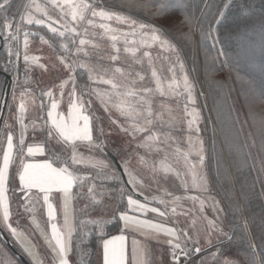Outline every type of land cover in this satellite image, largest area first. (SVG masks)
<instances>
[{
  "label": "snow or ice",
  "instance_id": "obj_1",
  "mask_svg": "<svg viewBox=\"0 0 264 264\" xmlns=\"http://www.w3.org/2000/svg\"><path fill=\"white\" fill-rule=\"evenodd\" d=\"M193 3L194 0H180L178 7L182 10L188 32L173 37L167 29L159 27L152 20V17L163 16L171 11L168 0H20L19 3L16 0H0V37L4 40L6 52L3 67L8 71L22 57L25 76L23 83L17 80L19 94L15 89L12 93L13 101H19L14 112L15 123L19 125L17 143H14L11 131L13 125L6 120L3 125L8 131L5 132L6 147L0 163V221L12 236L23 239L24 233L11 222L14 213L10 209L13 201L9 197L12 182L9 170L18 159L19 189L11 190L14 202L23 212L17 211L15 214L20 218L25 214L31 217L34 230L40 233L51 251V264H70L69 254L73 252V237L78 227L96 225L97 234L104 236V227L109 222L104 218L108 212V201L117 196L119 201L111 216H118L117 226L121 222L123 226L120 235L102 239L103 264H155L153 252L147 245L151 241L156 244L163 241L168 246L167 252L172 258L170 264H183L181 257L187 258L193 252L199 254L205 251L200 246L202 230L197 227L198 220H207L202 238L208 248L214 247V241L221 238L233 240L229 232L235 224L225 222L221 216L225 211H231L234 218L241 221L240 239L246 241V248L239 264H264V252L256 251L257 247L264 248V216L259 218L261 243L257 245L249 238L251 227L257 224L255 217L246 215L245 202H250V195L241 191L233 199L230 192L234 186H230L224 189L229 199L225 207H221V201L210 195L209 173L205 171V142L200 135L201 114L198 108L189 107L196 103L193 94L195 86L184 71L183 48L178 47L173 40L179 38L186 44H192L193 34L198 31L204 38L210 37L216 43L221 42L218 30L213 35V26L221 10L217 8L212 12L209 9L203 15L204 10L201 9L202 16H197ZM223 6L227 7L228 4ZM260 26L264 29V19L260 20ZM33 38H38L52 49L58 61L52 67L63 72L59 83L53 82L52 86L39 89L38 95L32 86L30 73L34 67L45 71L47 67L39 63L38 57L29 54ZM154 48L158 49L155 56L152 51ZM122 55L128 57L130 63L117 66ZM207 59L214 63L217 57L208 56ZM157 61L161 62L159 67ZM137 65L139 70L135 67ZM78 69L84 70L87 81L92 85L107 87L101 89L89 84L81 87L84 82L79 79ZM206 75L211 79L214 69H206ZM57 91L60 98L65 95L68 97L66 116L58 111ZM92 96L100 101L104 112L108 113L109 127L115 126L129 138L127 150L119 147L117 156L122 161L120 167L129 177L127 183L133 191L143 195L146 187H151L152 183L158 185L159 191L160 181H167L170 176H174L183 188V194L176 195L164 190V196H153L152 200L145 196L142 202L118 182L116 168L104 155L108 137L103 126L94 135V120L99 118L89 111L93 104ZM29 97L33 104L39 100L38 109L46 113V118L40 117L43 125L36 120L31 121L33 133H46L44 145H50L48 158L40 162L28 158L43 155L44 145L29 144L25 150L29 129L25 123L26 98ZM156 97L164 98L158 106ZM169 101H174V105ZM8 107L12 112V106ZM250 115L255 134L249 132L243 135V128H237L233 120L228 133L224 135V143L237 168L247 166L264 174V115L258 119L255 113L250 112ZM215 123L221 129L225 124L220 110L217 111ZM53 140L55 144L50 143ZM181 143L187 144V150L180 146ZM81 145L86 146L88 155L78 151ZM257 147L258 151L254 154L253 149ZM141 149L144 155H141ZM153 152L163 153L159 166L148 159ZM193 155L197 157L195 161L191 159ZM81 165L88 171L82 172L77 167ZM138 166L146 169L148 175H143ZM228 173L229 170L223 168L218 160L216 182L224 180L230 184ZM260 184V196L264 197V180H260ZM74 189L78 191L74 192ZM191 191L198 195H190ZM82 194L88 198L89 204L81 211L87 215V209L91 208L98 212L100 218L80 220L77 225L73 201ZM184 201H191L193 207L178 213L177 209ZM197 203L198 209L195 207ZM209 203L216 213L215 218L210 220L204 214ZM38 205L44 210L50 232L37 220ZM58 208L62 223L58 220ZM148 213L156 214L160 220L147 218ZM178 215L189 217L191 224L179 227L180 221L174 219ZM126 230L144 238V242L135 238L132 240L130 253L127 237L123 234ZM34 247H25V252L35 264H44L32 251ZM208 254L215 264H237L230 260L221 262L216 252ZM85 255V252H81V264H86ZM159 264L164 262L161 260Z\"/></svg>",
  "mask_w": 264,
  "mask_h": 264
},
{
  "label": "trees",
  "instance_id": "obj_2",
  "mask_svg": "<svg viewBox=\"0 0 264 264\" xmlns=\"http://www.w3.org/2000/svg\"><path fill=\"white\" fill-rule=\"evenodd\" d=\"M19 2L20 0H16V3ZM168 3L171 11L166 12L163 16L152 17V20L159 27L167 29L173 37H179V34L188 32L182 10L178 7L180 0H168ZM225 3L228 4L227 7L223 6ZM217 8H220L221 11L217 22L213 26V35L217 34L216 30H218L221 42L216 43L210 37L204 38L198 31L193 34L194 43L192 44H186L185 41L179 38L174 39L173 42L178 47L183 48L182 57L199 96L205 129L206 171L209 173L210 185L219 195L224 207L229 204L224 189H228L230 186H234V190L230 192L233 199L241 191L250 195V202H245L246 215L255 217L257 224L251 227L252 234L249 238L260 245L259 218L264 216V197L260 196V180H264V174L251 170L247 166L237 168L231 152L224 143V135L228 133L233 120L236 121L235 126L237 128H243V135H247L249 132L255 134L256 129L250 112L255 113L257 119L260 115H264V29L260 26V20L264 19V0H230V3L229 0H223V2L222 0H204V2L194 0L193 3V10L197 16H202L201 9L204 10L203 15H206L209 9L215 12ZM153 11L155 10L153 9ZM33 29H35V26H33ZM33 39L38 40V38ZM1 46L0 71L16 77L18 74V60L14 67L5 71L3 65L6 52L2 37H0ZM208 56H216L217 59L213 63L210 59H207ZM206 69H214V75L211 79L207 78ZM78 72L80 73V81L84 82L82 84H87L84 70H78ZM22 74L23 76L18 79L20 83H23L25 79L24 69ZM5 78V76L0 75L1 93ZM218 110L223 113L225 120L222 129L218 123H215ZM106 148L104 155L116 168L118 182L123 184L128 192L135 195V192L128 187L107 152L110 151L115 157L118 156L111 151L110 147L106 146ZM257 151L258 147L253 149L254 154ZM218 160L221 161L223 168L229 170L230 184L225 183L224 180H221L220 183L216 182ZM80 170L82 172L88 171L87 168H80ZM253 184L255 185L254 189L252 188ZM86 188L87 186L84 188V193H86ZM74 191L78 190L74 189ZM17 195H19L18 191ZM11 196L14 202L12 190ZM84 196L82 194L76 199L75 222L77 225L80 220L100 218L98 212L92 211L91 208L87 209V215L81 211L89 204L88 198ZM81 197L85 199V201L83 199L82 204ZM112 201L116 207L119 197H115ZM110 210L111 207L108 201V212ZM13 213L15 217L16 212L13 211ZM226 213L229 225L235 224L230 234L233 235V240L227 239L224 241L220 246L219 254L223 255L232 250L236 253L240 262L243 259L244 248H246V241L240 239L241 221L234 218L231 211H226ZM104 218L109 222L104 227L105 234L103 237L97 234L96 225L88 224L83 228H77L73 237V252L71 253L76 262L75 264H81V252L86 253L84 256L86 264H96L97 251L102 239L120 232L122 222L117 226L118 216L115 218L112 216L107 217L105 213ZM238 245H241V247H238ZM256 251L258 253L264 252V248L257 247Z\"/></svg>",
  "mask_w": 264,
  "mask_h": 264
},
{
  "label": "rangeland",
  "instance_id": "obj_3",
  "mask_svg": "<svg viewBox=\"0 0 264 264\" xmlns=\"http://www.w3.org/2000/svg\"><path fill=\"white\" fill-rule=\"evenodd\" d=\"M152 51H153V55L155 56L157 54L158 49L154 48ZM29 54L32 56L38 57L39 63H43L47 67V71H45L44 69H41L39 67H34L33 71L30 73V79L32 82V86L34 89H36V94L38 95L39 89H46L47 87L52 86L53 82L59 83V78L61 76H63V72L60 71L59 68H53L52 67L53 64H58V61L56 60V54L52 51L51 48H49L48 45L42 44L39 41V39H38V41H36L34 39L31 40L30 48H29ZM182 59H183V57H182ZM183 62H184V71L188 73L189 79L193 82V84L195 86V83L190 76V73L187 69V66L185 64L184 59H183ZM127 63H130L129 58L122 55L121 61L118 62L117 66H126ZM160 63H161L160 61H157V67L160 66ZM135 67L139 70L138 65ZM23 68H24V64H23ZM78 70H82V69H78ZM178 75H179V70H178ZM85 82H88L87 84L91 85L92 87H99L101 89L107 87L105 85H92L91 82L87 81V80ZM84 85L85 84H82L81 87H84ZM14 89L16 90V93L18 95L19 94V88L17 87V82H15L13 84V87L11 89L9 102L7 104V108H6L4 118L2 121V128L0 130V156L2 155L1 150L3 149L2 144L4 145L5 132L8 131L3 126L5 120L9 124L13 125L11 130L14 133L16 132V129H18L17 137H19V125L15 123V117H14L15 108L18 105L19 101L17 100L14 102L12 99V93H13ZM85 91L87 92V88H85ZM193 94L196 98V103H195V105H189V107L190 108L195 107V108H198L200 110V114H201L200 128L202 129L200 135H201V138L205 142L204 122H203L201 104H200V100H199V96L197 93L196 86L194 87V93ZM57 98L59 100L58 111L63 113L66 116L67 112H68V97H67V95H65L63 98H60L59 93L57 91ZM91 99L93 101V104H92V107L89 111L92 114H94L95 117L99 118V119L94 120V125H95L94 135H96L97 130L101 126H103L104 132H105L106 136L108 137L107 140L105 141L106 146L110 147L111 151L115 152L116 155H117L118 148L121 146L125 150H127V140L129 138L126 137L124 135V133H122L118 129H116L115 126L109 127V121L107 120L108 113L104 112L103 107L100 105V101L97 100L95 96H92ZM163 99L164 98L156 97V106H158L159 101H161ZM45 102L47 103V98H45ZM169 103L174 105L175 102L169 101ZM26 104H27V111L25 113V123L29 125V129H28V133L26 135L25 141L27 140V142H29V143H32V142L34 143V141H35V142H38L39 144L42 145V144H44L46 133H43V132L33 133L32 128H31V121L36 120L38 124L43 125V120H41L40 117L46 118V113L41 112L38 109L39 100H37L36 103L33 104L31 98L29 97V98H26ZM8 106H12V108H13L12 112L9 111ZM115 116H116V114L114 113L113 118H115ZM101 121H103V124H101ZM185 127H186V125H185ZM179 138L180 137L178 135V139ZM184 139H186V134L184 136ZM50 143L55 144L56 142L53 140ZM49 146L50 145L47 146V155H48V147ZM180 146L184 150H187V144L186 143H181ZM204 147H205V156H206V145L205 144H204ZM53 150L55 151V149H53ZM105 150H107V148H105ZM78 151L83 153L84 155L89 154L86 146H84V145H81V147L78 149ZM140 153H141V155L145 154L143 149L140 150ZM68 154H70V153H65V155H68ZM107 155H108V152H107ZM117 158H118L119 162L122 163V161L120 160V157L118 156ZM148 159L150 161L156 162L157 166H159L160 160L163 159V153L153 152L152 154H150L148 156ZM191 159H192V161H195L197 159V157L195 155H193L191 157ZM0 162H1V160H0ZM133 163L136 164V161H133ZM77 167H80L82 169L86 168L85 166H82V165L77 166ZM138 167H140V170H141L143 175H145V176L148 175V172L146 169H144L142 166H138ZM205 171H206V159H205ZM126 178H127V180L129 179V177L127 175H126ZM129 186L132 188L131 185H129ZM209 186L211 189L210 195L214 196L217 200L221 201L219 195L216 193V191L213 189V187L210 184H209ZM157 188H158V185L155 183H152L151 187H146L143 195H141L139 191H134V192H135V194H137L136 197L137 196H143V198H145V196H147L149 200H152L153 196H156L157 198L164 196V190L171 191L176 195L183 194V188L179 186V181H177L174 176H170L167 181L161 180L160 185H159L160 190L158 191ZM189 194L190 195H198V193L195 191H191ZM84 197H86V196H84ZM165 198L170 199L168 197H165ZM83 199L84 198L81 197V200H80L81 204L83 203ZM84 201H85V199H84ZM109 203H110L111 210L108 213H106L107 217H111V212L113 210H115V203L112 200H109ZM153 206H157V205L153 204ZM170 207H171V205H170ZM192 207H193V205H192L191 201H184V202H182L181 207H178L177 212L180 213L182 210H187V209L192 208ZM195 207L198 209L199 204L197 203L195 205ZM221 207H224L222 201H221ZM10 209L12 211H15V212H17V211L23 212L22 208H18V204L16 202H11ZM204 214L207 216V218L209 220L215 218L216 213H214L212 211L210 203L206 204ZM221 216L225 220V222L227 224H229L226 211L224 213H222ZM147 218L154 219L156 221L160 220V218L154 213H148ZM174 219H178L180 221V223L178 225L179 227H187V225L191 224V219L189 217L178 215ZM11 222L13 223V225L18 224L19 226H23L25 228H28L27 229L28 232L33 230V228L30 227L27 214H25L23 218H20L17 215L15 217L12 216ZM0 226L6 232L8 237L10 238L9 233H8V229L5 228L2 221H0ZM170 226H172V225L170 224ZM197 227L202 230L201 245L200 246H202L205 249V251L202 253H199V254L193 252V254L190 257L183 259V264H202V261L204 262V264H215L212 256L208 254L209 252H216L217 256L221 262L224 260H230V261H235V262H237V264H239V259H238L237 255L234 251L230 250V251L224 253L223 255L219 254V251L221 249L220 246L224 241L227 240L226 238H221L219 241H214V247H212V248H208L207 244L204 243L202 237H203V230L207 228V220H198ZM191 234H192V230H190V235ZM229 234H231V231L229 232ZM32 236H33V234H32ZM151 243H152V248H153L152 252H153V258H154L155 264H159V262L161 260L164 262V264H170L172 258L167 252L168 246L166 244H164L163 241H161L160 244H156V242H151ZM101 244H102V242H101ZM14 247L20 253L23 251L22 249H21L22 251L20 250L21 247L18 248L15 244H14ZM42 249H43V253H44L43 261L46 264H49L51 261V257H49L48 251H47V253L45 252L46 250H45L44 246ZM99 254H101V247L99 249V252L97 253V261H96L97 263L96 264H103L102 255H99ZM193 258H196V261H193ZM69 259H70V264L76 263L73 258L69 257ZM181 261H182V259H181ZM0 264H25L21 259H19L14 254V252L11 250L10 246L7 244V242L1 236V234H0Z\"/></svg>",
  "mask_w": 264,
  "mask_h": 264
},
{
  "label": "crops",
  "instance_id": "obj_4",
  "mask_svg": "<svg viewBox=\"0 0 264 264\" xmlns=\"http://www.w3.org/2000/svg\"><path fill=\"white\" fill-rule=\"evenodd\" d=\"M12 131V130H11ZM13 132V131H12ZM13 134H14V143H17L18 142V137H17V135H18V129H16V132L14 133L13 132ZM29 144H33V145H35V144H39L38 142H35L34 141V143L32 142V143H29V142H27V140L25 141V150H26V147L29 145ZM42 145H44V144H42ZM2 146H3V149L1 150V152H2V155L0 156L1 158H0V160H1V162L0 163H2V158H3V150H4V148L6 147V140H5V138H4V145L2 144ZM45 146V152H44V154L43 155H40V154H37V155H35L34 157H31V158H28V159H31V160H34L35 162H40V161H43L44 159H47L48 158V155H47V145H44ZM18 167H19V161H18V159H17V161H16V163H14L11 167H10V170H9V174H10V178H12V182H11V184H10V187L12 186L14 189H16V190H18L19 189V180H18V174H17V172H18ZM74 191V190H73ZM75 192V191H74ZM136 195L137 194H135V195H133V197L135 198V199H139L140 201H144V198L142 197V196H137L136 197ZM9 197H10V200L11 201H13L12 200V198H11V194H10V191H9ZM11 204V203H10ZM38 207V211H37V220H38V222L41 224V226L42 227H44L45 228V230L46 231H49L50 232V229L48 228V225H47V217H46V215L44 214V210L42 209V208H40L39 207V205L37 206ZM73 207H74V216L76 217V200H74L73 201ZM41 213V214H40ZM40 214V215H39ZM130 215L131 214H133V213H129ZM27 216H28V220H29V224H30V227L31 228H33V230L32 231H29L28 232V228H25V227H23V226H19L18 224H16L17 226H18V230L19 231H21V232H23L24 233V236H23V239H18L17 237H14V236H12L11 234H10V232H9V230H8V233H9V236H10V238H11V240L13 241V243L18 247V248H20V250L22 251L21 253L24 255V257H26L28 260H29V262H31L32 264H35V262H34V260H33V258L32 257H30L26 252H25V247H28V246H30V245H35V247L32 249V251L36 254V256L39 258V259H41L42 261H43V255H44V253H43V246H44V248H45V252L47 253V251H48V254H49V257H51V260H52V254H51V251H50V249H48V247H47V245H46V243H45V241L43 240V238L40 236V233L38 232V231H35L34 230V226H32V224H31V217L27 214ZM11 220H12V218H11ZM58 220L62 223V216H60V214H59V208H58ZM16 225H13L14 227H17ZM122 226H123V223H122ZM33 234V236H32V234ZM121 234V232H119L118 234H116V235H120ZM126 237H127V241H126V243H127V247H128V250H129V253L131 252V242H132V240L135 238V239H137V240H140L141 242H144V238L143 237H141L139 234H137V233H129V231H125L124 233H123ZM115 236V235H114ZM110 238V237H109ZM106 239H108V238H106ZM151 242H155V241H151ZM151 242H147V245H148V247L153 251V248H152V243ZM101 244V243H100ZM100 247H101V254H99V255H102V260H103V248H102V244L101 245H99V247H98V251H97V253L99 252V249H100ZM98 255V256H99ZM69 257L70 258H72V256H71V253L69 254ZM183 258H185V257H183ZM44 264H46L45 262H44ZM49 264H51V261H50V263Z\"/></svg>",
  "mask_w": 264,
  "mask_h": 264
},
{
  "label": "water",
  "instance_id": "obj_5",
  "mask_svg": "<svg viewBox=\"0 0 264 264\" xmlns=\"http://www.w3.org/2000/svg\"><path fill=\"white\" fill-rule=\"evenodd\" d=\"M2 49V46L0 47V51ZM22 37H21V52L23 53L22 50ZM22 65H23V59L22 57L18 60V67H19V77L22 74ZM1 75H4L6 77L5 80V84H4V90H3V95H2V102H1V111H0V128L2 125V121L4 118V114L7 108V104L10 98V93H11V89L13 86V76L10 74H6L4 72H0ZM108 155L111 158V160L113 161V163L115 164V166L117 167V169L119 170V172L121 173L124 181H126L127 183V178L126 175L123 172V169L120 167L121 163L119 162L118 158L115 157V155L113 153H111L110 151H108ZM128 187L132 190V188L129 186V184L127 183ZM0 234L1 236L4 238V240L7 242V244L10 246L11 250L14 252V254L21 259L25 264H31L22 253H20L19 251L16 250V248L14 247V244L12 242V240L8 237V235L6 234V232L1 228L0 226Z\"/></svg>",
  "mask_w": 264,
  "mask_h": 264
},
{
  "label": "flooded vegetation",
  "instance_id": "obj_6",
  "mask_svg": "<svg viewBox=\"0 0 264 264\" xmlns=\"http://www.w3.org/2000/svg\"><path fill=\"white\" fill-rule=\"evenodd\" d=\"M17 22H19L18 21V19H17ZM33 30H35V29H33ZM22 40H23V37H22ZM35 40V39H34ZM36 41H38L37 39H36ZM23 48V47H22ZM23 50V49H22ZM23 64H24V62H23ZM23 65H22V73H23ZM1 72V71H0ZM1 75V74H0ZM4 76V75H3ZM23 76V74H21V76L19 77V67H18V74L16 75V77H13V79H14V82H13V84L15 83V82H17V80L18 79H20L21 77ZM5 80H6V78H5ZM4 84H5V81H4ZM13 87V86H12ZM0 90H1V85H0ZM3 90H4V86H3ZM3 90H2V93L0 92V111H1V102H2V95H3ZM9 102V101H8ZM1 128H2V125H1ZM1 128H0V130H1ZM11 189H12V186L10 187V194H11ZM11 198H12V196H11ZM26 258V257H25ZM27 259V258H26ZM184 258H182V260H183ZM29 261V260H28ZM193 261H196V258H193ZM31 263V262H30ZM32 264V263H31Z\"/></svg>",
  "mask_w": 264,
  "mask_h": 264
}]
</instances>
